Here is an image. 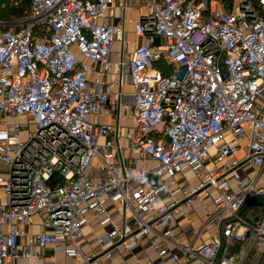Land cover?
<instances>
[{"label":"built area","instance_id":"2783aa9c","mask_svg":"<svg viewBox=\"0 0 264 264\" xmlns=\"http://www.w3.org/2000/svg\"><path fill=\"white\" fill-rule=\"evenodd\" d=\"M143 6L134 30L144 43L119 64L120 76L95 83L91 73H110L113 46L127 41L129 0H30L27 16L0 20V227L8 228L0 264L15 257L37 214L38 247L103 264L112 252H84L83 228L109 203L128 222L100 238L104 246L117 240L132 249L153 235L165 264H246L253 256L264 264V0ZM126 83L137 128L129 148L157 164L149 171L136 167L138 157L126 163L119 115L93 121ZM250 169L253 176L242 174ZM186 171L197 185L167 203ZM55 174L63 183L51 186ZM209 196L199 228L184 236L169 225L178 209Z\"/></svg>","mask_w":264,"mask_h":264},{"label":"crops","instance_id":"0c3cea01","mask_svg":"<svg viewBox=\"0 0 264 264\" xmlns=\"http://www.w3.org/2000/svg\"><path fill=\"white\" fill-rule=\"evenodd\" d=\"M132 4L131 10L126 16V21L122 22L127 33V41L124 43L117 42L111 51V58L114 63L110 73L105 76L101 74L98 69L91 73V82L110 81L112 74L116 77L120 76L121 71L117 72V67L124 61L127 56L139 45L144 43V38L137 36L134 30V24L140 20L146 13V8L143 6V0H129ZM118 12L113 10L111 12V24L116 25L119 22L117 17ZM113 95L110 104L104 109L100 116L93 118L94 123L103 124L116 121L115 116L119 115V122L122 127L121 144L124 147V159L127 162L131 157H138L137 168L144 171H149L157 165L153 160L141 156L129 148L130 141L137 135V128L134 114V89L126 83L124 86H114ZM264 101V96H263ZM244 157V152L241 151L237 160ZM229 160L228 162H231ZM211 164L209 167L215 168ZM6 169L3 164H0V171ZM243 175L253 176L255 169L242 171ZM174 194L166 196L165 201L172 203L181 195L184 188L197 185L199 179L190 171L183 174H178L175 179ZM235 186V185H234ZM213 196V195H212ZM212 196L204 197L202 200H196L194 204L187 208L183 206L177 210L174 219L170 222V226L175 228L179 234L184 236L191 230L199 228L205 218L208 210L212 208ZM248 208L244 214H254V211H249ZM258 210V209H257ZM255 214H260L259 212ZM44 216L42 214L34 215L30 219V223L26 227L27 235L19 240L16 249L15 257L11 259L8 264H76V261L68 258L62 252L55 250L54 246L38 247L36 245L35 236L42 232ZM128 222L125 215L118 209L115 204L109 203L107 205V213L91 214L88 223L83 228L82 248L86 253L103 254L107 251L112 252L113 258H105L103 264H165V260L161 258L153 249L152 240L153 235H148L140 238L138 244L132 249H123L120 241L114 244L103 245L99 239L105 236L112 230L114 226L122 227ZM6 226L0 227V232H6ZM208 235L202 236V239H197L195 245H200L206 241ZM184 242L189 240V237H182ZM29 249L32 256L25 257V250ZM174 264V263H170Z\"/></svg>","mask_w":264,"mask_h":264},{"label":"trees","instance_id":"16d2710c","mask_svg":"<svg viewBox=\"0 0 264 264\" xmlns=\"http://www.w3.org/2000/svg\"><path fill=\"white\" fill-rule=\"evenodd\" d=\"M30 12V0H0V20L8 21L21 19ZM63 183V178L55 174L50 185L56 186ZM264 206V204H262Z\"/></svg>","mask_w":264,"mask_h":264},{"label":"rangeland","instance_id":"374dc122","mask_svg":"<svg viewBox=\"0 0 264 264\" xmlns=\"http://www.w3.org/2000/svg\"><path fill=\"white\" fill-rule=\"evenodd\" d=\"M18 19H14V20H8L9 22H14V21H17ZM6 21V20H5ZM31 128V127H29ZM1 174L5 173V169L1 170L0 171ZM262 208V207H261ZM241 256V255H240ZM242 257V256H241ZM256 263V264H259V258L258 257H255L253 256L252 258L248 259L246 264H250V263Z\"/></svg>","mask_w":264,"mask_h":264}]
</instances>
